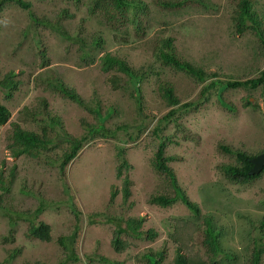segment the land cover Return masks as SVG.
Wrapping results in <instances>:
<instances>
[{
    "label": "rangeland",
    "instance_id": "rangeland-1",
    "mask_svg": "<svg viewBox=\"0 0 264 264\" xmlns=\"http://www.w3.org/2000/svg\"><path fill=\"white\" fill-rule=\"evenodd\" d=\"M24 1L31 4L35 17L50 23H34L29 12L15 3L0 10V79L13 71L18 80L10 99L0 88V103L10 114L0 125V172L7 184V190L0 189V262L58 264L63 253L56 238L73 231L79 260L64 264H147L146 256L154 251L163 252L158 264H172L177 248L172 236L186 240L187 254L206 258L201 240L203 217L209 215L221 252L232 255H218L216 264H248L253 240H264V172L245 185L227 180L221 168L236 160L233 152L219 148L226 145L254 156L264 150V85L222 84L256 77L264 68V56L251 30L236 32L233 17L238 0H199L206 6L195 0H169L182 5L168 9L160 0H140L145 14L140 29L131 23L110 27L89 12L90 0ZM250 2L264 29V0ZM93 37L101 42L94 44ZM166 37L173 39L180 59L203 70V81L158 59L159 44ZM106 53L125 60L141 74L139 81L133 84L117 69L104 71L101 56ZM211 81L217 86L202 94ZM58 84L74 90L84 106L58 92ZM162 86L171 88L177 103L167 102ZM136 96L141 98V111ZM171 109L176 110L174 116L164 119ZM42 110L44 123L51 124L53 117L60 123L49 131L50 149L38 159L13 156L8 147L13 125L40 134L35 119ZM98 117L109 130L128 128L113 138H89L60 173L58 160L68 145L67 135L80 138L85 131L82 121L96 124ZM160 142L164 156L173 157L167 165L177 184L199 213L180 200L165 207L152 203L156 194L173 193L152 166ZM118 147L129 165L120 176ZM125 178L130 192L126 200L121 192ZM112 191L117 194L110 202ZM40 202L44 209L36 222L50 226L49 242L29 238L22 217H32ZM131 217L142 218L140 230H153L156 235L135 239L123 234L128 245L117 252L111 243L114 222ZM17 249L10 259L8 252Z\"/></svg>",
    "mask_w": 264,
    "mask_h": 264
},
{
    "label": "trees",
    "instance_id": "trees-1",
    "mask_svg": "<svg viewBox=\"0 0 264 264\" xmlns=\"http://www.w3.org/2000/svg\"><path fill=\"white\" fill-rule=\"evenodd\" d=\"M79 1V0H75ZM201 3L202 5H207L202 1L195 0ZM15 3L22 9H25L29 12V17L36 24H43L44 21L35 17L32 12H30L31 4L24 0H0V10L1 8L8 4ZM159 3L164 8H174L176 5H182L179 1H169V0H160ZM89 12L92 14H97L101 17V19L105 22H109L110 27L117 29L120 27H125L127 24H133L137 29H140L141 19L144 21V5L140 0H90ZM66 13V12H65ZM234 26L236 32L242 34L245 30H251L252 34L257 38L259 44V54L264 56V29L262 27L261 20L256 12L252 8V4L250 0H238L236 3V9L234 12ZM56 28L59 25L57 23H51ZM134 27V28H135ZM135 28V30H136ZM137 31V30H136ZM62 36H66L70 38L66 32H61ZM92 42L98 45L101 42L100 37H93ZM91 42V43H92ZM92 43V44H93ZM81 44H84L81 41ZM42 58H46L45 50H39ZM158 59L163 63L167 64L170 67H173L176 70L183 71L184 73L196 78L199 81H203L205 79V74L203 70L190 62L184 61L180 59L175 54V48L173 45V39L171 37H166L162 39L159 48L157 51ZM102 69L104 71L110 69H117L118 71L124 73L128 76L129 80L134 84L137 80L139 81L140 75L133 70L129 66V64L116 56H113L109 53L101 56ZM116 80V79H115ZM113 80V82L115 81ZM222 84L228 88H238L247 86L250 88H256L257 86L264 85V68L259 72L256 77L249 78L246 80H226ZM217 82L211 81L208 85L204 86L202 89V94L207 92L210 88L216 87ZM0 88L3 90V94L6 99H10L13 93L18 88V80L15 79V73L13 71H9L5 73L0 79ZM163 95L166 97L167 102L170 105L177 103L176 98L172 94L171 88L162 86ZM57 90L63 96L81 104L84 106L83 100L74 92V90L69 87L58 84ZM250 103V101H248ZM136 104L139 111H141V98L136 96ZM187 104L184 106L186 107ZM176 110L171 109L165 116L164 119H170L174 116ZM96 115L100 116L98 112H94ZM109 111L105 114V117L109 115ZM44 114L45 111L39 112V117L36 116V122H39L41 125V133H37L32 130H28L22 128L19 125H13L12 132L10 136L9 149L12 151V155L15 157L25 155L28 158H36L42 156V153L48 152L50 149V145L52 144V140L49 139V131L53 130V126H59L60 123L58 119L53 117L50 118V123H44ZM9 110L6 106L0 103V125L5 124L9 118ZM48 118V116H47ZM103 119V117H102ZM82 125L85 129L84 134L80 136V138H75L71 135H67L65 141L68 143L67 147L63 151L61 157L59 158V171L60 173L64 172L66 165L77 155L78 151L81 149L83 144L88 141L89 138L94 136H99L103 138H113L115 134L120 129L128 128L127 126H116L113 130H109L101 120V117H98V122L96 124H88L82 121ZM158 128H155L154 131H157ZM220 150L225 153L233 152L236 160V164L234 165H225L222 166V171L225 174L227 180L235 182L240 185H245L251 182L252 180L258 178L261 173L255 175H249L248 170L251 168L252 163L250 162V158L254 155H250L245 151H232L226 145H220ZM116 156L118 159V168L117 175L120 176L123 168H129L128 163L123 159V150L119 147L116 149ZM173 157H165L164 156V143L160 142L157 145L156 150L153 153L152 158V166L153 169L163 176V180L165 185L173 191L172 194H156L151 197L152 203L159 206H167L173 203L176 200H180L191 212L199 213V207L192 202L185 194V192L181 189V187L177 184L176 177L172 169L167 165V161L171 160ZM14 169V168H11ZM10 175L13 176V170L10 171ZM12 183L10 181L8 184ZM0 189L7 190V184H5V177L0 172ZM122 197L124 200L128 198L129 193V180L125 178L122 184ZM117 192L112 191L110 194L109 201L112 202ZM74 214L76 210L72 202L68 203ZM44 209L43 202H40L38 207L33 213L32 217L28 215L22 216L27 226V236L29 238L38 239L40 241L49 242L52 239L51 236V228L48 224L44 222H36V217L39 213H41ZM28 214L27 212H21L19 214ZM107 218H105L106 220ZM115 229L113 230V237L111 240L113 248L117 252L123 251L128 243L122 238L123 234L128 238L138 239L145 235L147 238H154L156 233L153 230L141 231L140 227L142 225V218H128L126 220H122L120 218H116L115 220ZM212 218L209 215L203 217L204 231L202 233L201 245L204 248V253L206 258L200 255H189L186 253V240L178 238L177 236H172L173 240L177 243V248L175 249L174 256L172 258V264H213L216 263V258L218 255H224V258H232V255L229 253H222L221 248L218 241V235L215 229L212 226ZM118 223V224H116ZM264 225V218L262 220L261 227ZM181 226L179 229L183 228ZM193 227H190L189 233ZM74 240H75V231L72 232L71 235L61 234L56 238V243L60 247L63 253V259L58 261V264H64L66 262H76L79 260L78 255L74 249ZM18 249L12 252H8V257L11 259L16 254H18ZM12 253V254H10ZM264 256V240L262 239H254L253 246L250 252V257L248 259V264H261V259ZM163 257L162 251H154L152 254H148L146 256L147 264H158ZM102 261H107L106 258L100 257ZM110 263V262H109ZM0 264H5L4 262H0ZM28 264V263H26ZM34 264H38L35 262ZM40 264V263H39Z\"/></svg>",
    "mask_w": 264,
    "mask_h": 264
},
{
    "label": "water",
    "instance_id": "water-1",
    "mask_svg": "<svg viewBox=\"0 0 264 264\" xmlns=\"http://www.w3.org/2000/svg\"><path fill=\"white\" fill-rule=\"evenodd\" d=\"M250 162L252 163V166L248 170V174L255 175L261 173L264 169V151L250 158Z\"/></svg>",
    "mask_w": 264,
    "mask_h": 264
},
{
    "label": "clouds",
    "instance_id": "clouds-1",
    "mask_svg": "<svg viewBox=\"0 0 264 264\" xmlns=\"http://www.w3.org/2000/svg\"><path fill=\"white\" fill-rule=\"evenodd\" d=\"M260 71H261V70H260ZM260 71H259V72H260ZM263 151H264V150H263ZM256 155H257V154H256ZM263 172H264V169L262 170L261 174H262ZM214 263H215V262H214ZM215 264H216V263H215Z\"/></svg>",
    "mask_w": 264,
    "mask_h": 264
}]
</instances>
